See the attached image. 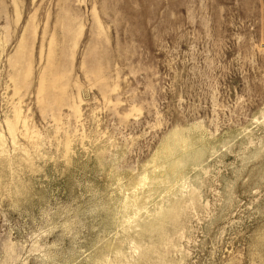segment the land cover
I'll return each instance as SVG.
<instances>
[{
  "label": "rangeland",
  "instance_id": "rangeland-1",
  "mask_svg": "<svg viewBox=\"0 0 264 264\" xmlns=\"http://www.w3.org/2000/svg\"><path fill=\"white\" fill-rule=\"evenodd\" d=\"M0 264H264V0H0Z\"/></svg>",
  "mask_w": 264,
  "mask_h": 264
}]
</instances>
